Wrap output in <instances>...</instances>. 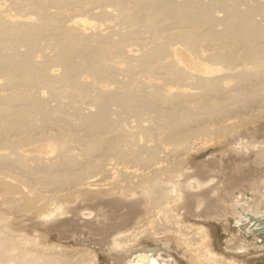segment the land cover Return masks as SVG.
Instances as JSON below:
<instances>
[{"label": "bare ground", "instance_id": "bare-ground-1", "mask_svg": "<svg viewBox=\"0 0 264 264\" xmlns=\"http://www.w3.org/2000/svg\"><path fill=\"white\" fill-rule=\"evenodd\" d=\"M48 1L55 0H14L12 2L14 3L13 6H15L18 10H15V13L12 14V17H10V13H8V17H5L2 14V10L0 8V100L2 101V104L4 102L5 105L0 107V140H3L0 141V145L3 144V146L0 147V149L2 148V151L0 150V160L4 163L7 162L9 164H14L16 167L13 166V169H19L26 174L32 175L33 177H35V179L38 178L40 183L36 187H32L30 186V184L27 185L25 183L26 181L24 182L23 180L19 179L15 174H11L8 171H5V169L4 171L0 170L1 173L3 172V174L0 176V187L4 189V195H2V197L0 198V203L3 205V207L9 210H23L27 212L32 211L33 209L38 210V208H42V210L38 213V216L44 222L45 226L43 228L46 227V230L50 232H57L60 239L72 238L78 234L83 235V233L81 232V226L87 227V241L97 243L102 247L106 245L107 248L113 253L114 260L112 264H177V262H175L170 254L172 242L171 240H173L177 246L183 248L184 251L188 253V261L191 264H244L240 260V258L242 259V257H246L249 255H262L264 253V140L262 139V141L257 139L254 130L248 128L247 123L254 121V119L257 117L260 118L264 116V107L260 108L258 106L259 108L256 107L257 111L252 113L250 112V110L255 111L252 110L253 108H249V112H246L245 109V114H249L241 115L240 111L238 113L237 105H233L235 104L234 102L236 100H238L239 103H237L240 106L247 104L248 102L245 103V100L248 97L251 98L252 96L255 97L259 95L257 97L264 98V92H262L264 91V82H262L263 84L261 85L260 82L257 81V84L259 83L260 86H256L255 84L256 87L252 88L250 92H246L245 89L242 91L233 90L232 84H236V81H238L237 79H235L236 81H234V83L230 84L232 86L231 90L229 87H227L226 84V73H229L228 75L232 76V74L234 73L233 71H238L239 73L240 71H242L240 69L237 70L238 67H236V65L234 66L235 61L239 59V57H241L242 53H244V55H246L247 53L249 55L248 58H250L249 60L252 59L254 62H256V64L259 63V66L262 65L261 63L264 64V61H256V59L264 58L262 55V58L260 57V55H256L260 54L258 52L261 50V46L258 45L259 41L260 39L264 38V25H260L254 19L255 17H257L255 16V13L259 8L257 9L256 6L251 5V3L249 2L250 0H215L218 1L216 2V5H219L226 11L225 16H222L226 18L219 19L221 20L223 29L225 30L224 31L220 27L223 30L221 32L217 30L219 28L218 25L217 29L213 28L212 30L208 31L202 30L203 26L213 24L212 21H216L218 20V18L216 17L217 15L212 13L213 11L210 10L211 7L209 6V8L205 4L200 3V0H177L176 2L175 0H133V3H128L125 0H108L109 4L111 3V6L113 5V10H115L113 13L119 15L120 18H123L121 16H124V18L126 17V19H128L129 21L130 18L138 19V15H141L142 17L145 16L146 19L142 18V20H145H143L144 23L140 18L138 19V23L137 21H135L139 25L143 24V28H145V25L148 26V28L149 26L156 27L155 29H157V27L159 26L161 28L164 26L167 27V24H172L170 21H173V23H175L176 21L180 26H182V28H174L175 30L171 31L169 30L170 32L168 33H162L161 30V32L156 31L157 34L161 33L158 34V38H155L157 34L153 35L154 32L153 34H149L151 36H155V39H159V35L162 38L167 35L168 38L171 35L173 37L174 35L179 37V41H176L177 43H180L181 47H172L174 43H170L173 44L171 46L172 50L170 49V53L167 52L169 54L166 55L167 58H165V60L161 61V59L159 58V56L161 57V55L159 53L166 51V44H164L165 51H162V49L160 48L161 46L159 47L158 45H156L157 41L154 38L151 39H154L156 41V43H154L156 46L154 44L153 45L155 47L158 46V51L161 50L162 52H158L157 48L154 49L155 47H149L150 50L149 48H145L148 50H144V48H142L144 51H139V53L132 50L133 52H130L125 56L127 57L126 60L128 61V65L125 66L129 69L133 65L137 66V68L140 67V71H144L143 69H146L150 72L152 69L154 70V68H160L158 70L161 71L162 69L163 73L161 75V78H164L166 82H171L169 80L167 81V78H170L172 76L182 79V81L180 82V79L176 81L177 83L174 82V87L169 86L162 91H157L156 88H153L151 90L148 89L151 92V95H149L153 98L155 97L157 101L153 100L151 97L150 100H153V102L159 101V103L166 105L172 103V106H168L170 109L168 108L169 110L165 111L161 109L162 106H160V104V108H158V104L156 103L157 109L155 107L153 108L155 109V111L152 110L154 111V115L150 116L149 123L146 125L137 124V131H135V129H125V131L123 130L124 128L122 129V126L121 128L119 127L120 125H122V123L119 122L121 123L120 125L118 123V127L115 131L116 138L124 140L129 144L133 143L132 146L135 147L132 148H119L118 145L114 143L115 139L113 142L112 140H107L108 144L105 145L102 143L103 138L99 137L100 134H98L97 137H92L90 140L87 139V141L86 139L79 137L78 142H80V138L82 139L81 141L84 142L80 143V146L77 147L78 150L75 151L74 147H76V145H72L71 142L69 143L67 138L74 136L78 137L75 135L76 133H74V135L72 136L73 131H62L56 125H50L51 129L49 128L50 130H47V134H42L44 133L42 132L39 133V135L37 134V138H35L37 141H46L43 146L47 148V151L44 150L43 154H41V152L27 154L23 153L24 151H22L21 149V151L18 152L16 148H14V150L11 148H13V146L17 142L19 143V141H21L20 144L24 142H22V140H24V137L26 136L24 133L29 128H31L32 124L35 122L33 119L34 117L30 115V111L40 112L42 108L41 106L43 105L41 104V102H43L46 98L42 101L40 100V102L38 100L36 101V96L35 100L32 98V96H34L31 94L32 92L34 94V91H32L33 89L31 90L32 92H29L30 90L26 91V89H28L29 87L28 85V87H23L25 88V90L22 88V86H24L25 84H29L32 87V84L34 82H31V84L29 83L30 81H35V83L36 81L37 83L38 81L44 82V84H49L50 92L53 94L54 85H56V88L59 81V84L61 83V81H64L62 82V84H66V82L68 83L69 88L66 91L70 89V93L62 90L63 93L65 92L66 94H69L67 96H71L70 94L74 91V93H78V95L80 96L82 95V92L85 91L84 89L88 87L86 86V88L83 89L84 91L80 89L85 87L84 84L86 85V83H88L85 82L86 80H84L82 77H79L80 75H77L78 72L82 71V69H87V74L89 73L88 75L91 74V76H104L103 78H101L102 80L105 79L106 82L108 78L109 80L111 79L110 81L112 82L115 80L116 70H126V68H121L120 64L118 65V63H115V61L108 60L109 57L105 56L108 52L109 46H105L103 43L105 42V40L102 42V39L104 36H106V34L108 35V33H101L102 30L100 32V28L99 30L97 29V31L93 30L95 28H98L97 25H99L95 22V20L100 21L99 19H102L105 16L106 18L109 16V18H111L112 13L109 12L110 9H108V6L107 9H103L102 7V10L100 9V11H97V13L93 8L95 6H99L97 5L99 2L94 5L93 8H91V0H80V3L77 2L79 0H63L67 2L75 1L79 6V8H76L78 6H76L77 4H75L74 2L75 6L73 7V10L71 9L72 11H66L64 7H57L58 5L53 6L54 8H52V4L50 5V2L48 3ZM63 1H61V3ZM260 1L261 0H259V2ZM105 2H103V4H105ZM262 2L263 1H261L259 5H262ZM12 3L10 4V6L12 5ZM47 3L51 6L52 9L48 8ZM239 3H242L243 5H245V7H240ZM104 8H106V6ZM91 9H93L94 11ZM3 10L5 9L3 8ZM253 14L255 16L254 18ZM60 16L61 18L59 21L58 17ZM63 16L67 17L69 22L61 24V19ZM96 16H98L99 19H97ZM67 18L64 19L67 20ZM65 20L63 21L65 22ZM118 20L122 22L121 19ZM130 22H132V20ZM125 23L128 24V22ZM137 24L135 26H137ZM183 26L186 27L183 28ZM47 29L48 31H50L47 32ZM116 29L117 28H115V30ZM131 29L134 28L131 27ZM44 30L46 33H44ZM112 31L110 32L109 30L110 33H112ZM125 32V30H122L120 32L121 36L118 35L119 32L118 34L116 32L118 36L114 37V42H112L113 38L110 37L112 39L111 43H115L118 45V43H116V38L120 37V39L123 40L124 38L122 37ZM113 33L115 34L114 31ZM98 35H101V37L103 36L102 39H98ZM126 35H128L127 32ZM196 35H204V37L207 38L205 40H208L209 44H215L216 46L218 43L217 40L222 36L226 37L225 39H227L228 41H232L233 38H238L241 39V42H244H242L243 48L240 49L241 51L237 50L239 48L235 49V46L233 48L224 49L222 47L221 49H219V46H217L219 48H217L216 46H213L212 48H203L202 44H193L192 40H194L193 38H197ZM40 37H44V40H46L48 44L53 43V47H56H54L56 49L54 53L51 54L55 59V64L62 67V70L58 71V73L50 70V68L48 69V66L46 67L45 61L47 60H45L44 56L42 57L44 59L41 58L42 62L44 60L43 63H41V61L37 62L35 60L38 64H34L35 67L33 66L34 68H32L33 72H29L32 71L30 69L31 67L27 66H30V64H24V62H28L24 58H28L34 49L40 47V45H38V40ZM108 37L107 39H104L108 40ZM58 38H60L62 41H59L60 39ZM110 38L109 40H111ZM165 39L166 37L162 40ZM173 39L177 38H172V40ZM201 39H195L196 42L194 41V43H197L198 40L201 42ZM141 41L138 42L140 43ZM119 42L120 44L118 47L120 48L118 49V51L120 52V50H122L121 48L123 47V43L121 44V41ZM105 43L107 44L108 42ZM131 43L133 42L131 41ZM163 43H165V41H162V44ZM208 43L206 44V46L208 45ZM19 45H22L24 47L23 51L21 50L22 53H17L19 51L16 52L15 50H18ZM110 45L111 47L114 46L112 44ZM120 45H122V47ZM136 45L138 46V44ZM229 46L231 45L229 44ZM118 47H115V49ZM168 47L166 46L167 49ZM1 49H11L13 51L15 50L16 53L14 52V55L18 54V57L16 55L13 56V53L11 55L5 54L7 51L5 50L6 52L4 53L2 52L3 50L1 51ZM95 52L99 53L98 55L101 54L103 57H100L101 55L98 57ZM109 53L108 56H110ZM165 53H163V55H165ZM178 53L181 54L179 55ZM19 54H21L22 57ZM77 54L82 55V61H74V56ZM156 54L159 58V62H155L156 64H152L153 62L148 63L147 58L151 59V57L153 58L154 56V58L156 59ZM244 55L242 54V56ZM104 56L108 59H105ZM48 58L50 59L51 56ZM140 58L145 59L139 60ZM136 60L138 61L137 63H135ZM132 61H134L135 64ZM245 62H243V66H248V64L250 65L249 61L248 64ZM26 67H28L27 69L29 70H27ZM133 67L132 69H134ZM250 67H248L249 69L245 67L247 70H249L248 73H246L245 69L242 67L244 69L243 72L246 74L250 73V75L252 74L256 77V67L254 68L255 70H252L254 66L251 67V70ZM260 69L262 70V68ZM85 70H83L82 73ZM135 72V74L138 73L136 69ZM239 75L237 76L238 78L240 77ZM91 76H89V78ZM132 76L135 78L136 75L134 76L133 74ZM187 76L192 79V81H190L191 84L188 81V83H185V79L187 78ZM244 76L242 75L241 77ZM130 77L127 75L128 79H126V81H128ZM86 79L87 81H89L88 78ZM93 79H91V81ZM130 79L132 80V78ZM241 79H239V81H243ZM56 81L58 82L56 83ZM91 81H89V86L92 85L90 86L91 88L94 86L97 87V89H100L98 85H94L95 83H98L97 81H93L95 82L94 84H91ZM144 83L146 85V82ZM76 84H82L79 85V92L80 90L82 91L80 92V94L79 92L73 90L75 87L71 86H75ZM122 85H125V83ZM122 85L120 86L123 87ZM120 86H118V88H120ZM133 86L134 85H132V88L130 86L128 87L133 90L135 89L133 88ZM154 86L156 87V84ZM46 87L45 88L48 89L47 91L49 92L48 85ZM61 87L63 89L64 85ZM94 87L92 89H94ZM118 88L116 89L118 90ZM123 88H125V86ZM104 90H107V88ZM132 90L127 89V91H124L127 93L121 91V94L119 92L118 96H115L116 98L118 97V100L115 98L117 103L120 101L122 103H126L127 100L131 102V100H129L130 96H127L133 95V93L130 92L128 94V91ZM38 91H40V89ZM57 91L58 90H56V92ZM217 91L223 92L222 96L220 95L221 93L218 94V96H220V100L217 99V94L215 95L212 93H218ZM99 92L101 93L103 92V90L101 91L100 89ZM103 93H106V91ZM145 93L147 92L145 91ZM122 94H127V96ZM72 95L75 96L73 93ZM108 95H110V93ZM57 96L58 95H56V98H58ZM133 96H137V94ZM81 97L83 98V96ZM141 97H139V99ZM136 98H138V96ZM136 98L134 100L132 98L134 104L135 100H139ZM95 99L98 100V97L91 99V104L97 105V102L96 104L92 102L93 100L96 101ZM226 99H228L227 101H229V103L230 101L232 102L230 103L232 104L231 106L229 105V103V106L221 104V100L225 101ZM227 101L223 103L226 104ZM262 101H264V99H262ZM106 102L109 101L107 100ZM62 104L64 105V103ZM130 104H128L127 102V105L130 106ZM146 104H148L149 107V104L151 103ZM105 105L106 104H104V106ZM131 105H133V103ZM145 105L143 107H145ZM151 105L150 107H153ZM49 106H47V108ZM99 106H102V104H99ZM114 106L116 105L114 104ZM68 108H70V106ZM98 108H96V110ZM100 108L102 109V107ZM104 108L102 109L103 111L101 110L103 113H95L93 111H86L88 112L86 113L83 110L86 114L83 121L86 124H83H85L86 126L88 125L89 129L91 128L92 130H95V128L97 127H101L105 133L106 131L110 130L105 116L106 114L103 115L104 113H106V110L104 111ZM127 108L124 107V109ZM244 108H246V106ZM43 109L45 110V106L43 107ZM235 109L237 110V113L235 112ZM56 110L61 109L56 108ZM56 110L49 111L50 113L56 112V114H58ZM135 110L138 111L139 109L136 108ZM74 111L77 110L74 109ZM119 111H116L114 114L116 115V113H119ZM142 111L144 110L142 109ZM148 111L149 114H151V110L149 109ZM148 111L146 112L147 114ZM244 111L241 110L242 113ZM44 112L45 111L42 112L43 115H46L47 111L46 114H44ZM109 112L112 113V111ZM137 113L139 115V112ZM142 113L144 114V112H141V115ZM66 114L68 113H65L64 115ZM35 115L36 114H34L33 116ZM50 115L47 114L46 117L49 116L50 118ZM125 115L126 114H124V116ZM233 115L234 117L235 115L238 116H236L237 118H233ZM39 116L42 115H40L39 113ZM74 116L75 115H73L72 117ZM132 116L134 115L132 114ZM147 116L149 117V115ZM38 117H36L35 119H37ZM40 118H43L44 120L42 121H45V123L47 122L48 118H45L43 116ZM40 118H38V120ZM42 121H40L39 123H41ZM56 121H58V119ZM118 121H116V123ZM71 122L72 121H70V123ZM114 122L115 121H113L112 123ZM156 129L162 131L160 133H162L163 135L161 134L162 136L160 135V138L163 137L164 140H167V144H165V146H162V149L158 150L156 147L157 145L153 146V144L144 146L143 143V146L141 147L138 146L140 143L136 145L137 143L135 140V135H137V132H140L145 137L150 136V139L152 138L153 141V133ZM12 130L14 132L17 131V133H15L17 134L15 138H9L7 135V133ZM151 135L153 137H151ZM160 138L158 140H160ZM26 139H28L27 136ZM163 139L161 140L162 142L164 141ZM102 144L104 145V147ZM214 144H219L222 146L218 154H214L212 156L210 155V157L200 161V163L191 170L183 171V167L179 166L182 163L181 161H183L184 158L190 153L198 150L201 147H207ZM3 148L9 149L3 151ZM102 148L106 150L107 154L110 156L113 155L114 157L119 156L121 158H125L126 160H129V162L138 163L137 165L139 166L134 167L136 163L128 166L125 165L124 168L117 165L108 166V164L111 163L108 161L110 158L108 159L103 157V155L101 154ZM142 149L143 153L145 152L143 155L141 154ZM161 151L162 155L160 154ZM48 152L49 155L50 153H54V160L49 158V155L47 154ZM44 153L47 155H45ZM92 154H96V156H93L94 158L90 159L89 156ZM79 155H81V157L83 158L89 157L88 159L91 161L86 158L88 161L85 159V163L82 164L84 159L79 157ZM43 156L46 158L45 160L42 159L44 158ZM27 157H31V159H34L35 162L30 163L25 161V159H28ZM51 158H53L52 155ZM117 158L118 157H116V159ZM162 161L166 163L163 164ZM141 167H143V169H140ZM144 169H146V171H144ZM147 172L151 173L145 175ZM97 173H99V175L101 173L100 177L103 175L109 176L110 178L108 177L109 179H101L102 177H94ZM114 173H117V176L116 174L114 175ZM110 179H116L117 182L125 181L126 183L118 184V186L113 187L112 190L108 191V193L105 195L102 193H94L95 199L93 201H83V199L80 198L82 195L88 193L89 191L94 192L93 190L102 188L101 186H104V184L107 185V183L111 181ZM242 180L246 181L245 187H243V183H240ZM17 193L19 194L17 195ZM104 207H106V209H104ZM174 207L182 208L183 210L181 213H188L193 217L199 219L201 222L195 224L191 222H184L182 220V217L180 216L181 213L178 214L175 211H172ZM106 210L111 212L110 214L113 216V218H116L111 223V226L102 225L101 223L102 216L107 215L104 212ZM215 223L220 224L222 229L227 232V235L223 238L221 243L222 251H216L214 249L212 245V233L210 231V228H208V226L206 225H215ZM85 227L84 229L86 230ZM16 231V229H13L8 217H6L5 215H0V264H97V255L91 248H78L77 250L70 252L71 250L69 251L67 247L65 248L64 245V247H62L57 242H39L37 240L38 238H34L35 236L30 237L22 231ZM93 231L95 234H102V236L98 239H93V234L91 235ZM147 235H150L152 239H154L156 245L152 248L137 246L140 244V238ZM106 237H109V240H106ZM91 239L95 241H92ZM137 254H143L144 257L137 256Z\"/></svg>", "mask_w": 264, "mask_h": 264}, {"label": "rangeland", "instance_id": "rangeland-1", "mask_svg": "<svg viewBox=\"0 0 264 264\" xmlns=\"http://www.w3.org/2000/svg\"><path fill=\"white\" fill-rule=\"evenodd\" d=\"M10 1H11V3L14 1V0H0V8H1V10H2V14L5 16V17H8L9 15H10V17H12L13 15V13H15V10H18L15 6H13L14 5V3H12V5L11 6H13V7H11L10 6ZM56 1V2H55ZM55 1H48V3L52 6V8H54L53 6H57V7H60L61 6V8H63L64 7V9H66V11H72L73 10V7L75 6L74 5V2L75 1H73V2H67V1H63V0H55ZM61 1H63L62 3H61ZM82 1V0H81ZM80 0L79 1H77L78 3H80L81 2ZM92 2L94 1V0H91ZM100 1H102V2H100ZM106 1V2H105ZM105 1H103V0H96V1H94L93 2V5H92V2H91V8H93L94 7V5H96L98 2L100 3H98L97 5H99V6H95L93 9H95V11L97 12V11H100V9L102 10V7H103V9H107V6H108V9H110V13H112V15H111V18H109V17H107L106 18V16L104 17V18H100L99 19V17L98 16H96L97 17V19H99L100 21H97V20H95V22L96 23H98L99 25H97V27L98 28H95V29H93V30H95V31H97V29L99 30V28H100V32H101V30H102V32L101 33H103V32H106V33H108V35L106 34V36H102L103 37V39H102V37H101V35H98V39L99 38H101L102 39V42L105 40V42H108L107 44L105 43V42H103L104 43V45L105 46H109L108 47V52L106 53V57H109V59L108 58H105V56H104V58L105 59H108V60H113V61H115V63H118V65L120 64L121 65V68L123 67V68H126V70L125 69H118V71L116 70L115 71V80L112 82V81H110L109 80V78H108V80H107V82H106V80L105 79H103L102 80V78L104 77V76H100V75H92V76H94V77H92L91 76V74L90 75H88L87 74V69L85 70V69H82V71L83 70H85L83 73H82V71H80V72H78V76L79 77H82L84 80H86L85 82H88V83H86V85L84 84V86L85 87H83V88H80V86L79 85H82V84H76L75 86H73V85H71L72 87H75L73 90H75V91H77V92H79V88L81 89V90H83L84 88H86V86H88L89 87V89H88V87L86 88V89H84L83 91L84 92H82L81 90H80V92H82V95H78V93H74V91L72 92L75 96H73L72 95V93L70 94L71 96H72V98H71V96H67V95H69V94H66L65 92H67V93H70V89L68 90V91H66L68 88H69V85H68V83L66 82V84L68 85V87H67V85L65 84V83H63L62 84V82H64V81H61V83L59 84V82L58 81H56V83H57V87L55 88V86L56 85H54V88H53V94L50 92V87H49V84H47V83H45L44 84V82H39L38 81V83H37V81H36V83H35V81H28L29 83H31V82H34L33 84H32V87H31V85H29V84H22V85H24V86H22V88L23 87H28V89H26V91L28 90H30L29 92H32V91H34V94H33V92L31 93L32 95H34V96H32V98L35 100L36 98V101L38 100L39 102H40V100L42 101V100H44L45 98V103H44V101L43 102H41V104H43L40 108H41V111L40 112H35V111H30L31 112V116L32 117H34L33 119H34V123L32 124V126H31V128H29L24 134L28 137V139H26V136L24 137V140H22V142L23 143H21L20 144V142L21 141H19V145L17 146L16 144L13 146V148H11V149H13L14 150V148H16L17 150H18V152L19 151H24L23 153H27V154H34V153H40L41 152V154H43V151L44 150H46L47 151V148L46 147H44L43 145L45 144V142L46 141H37L35 138H37V134L39 135V133H42V132H44V133H42V134H47L48 133V131L51 129V126H54V125H56L58 128H60V130H64V131H66L67 130V132L68 131H73V134H72V136L74 135V133H76L75 135L76 136H78V137H68L67 138V140H68V142L70 143L71 142V144L72 145H76V147H74V150L76 151V150H78V148L77 147H79L80 146V143H82V142H84V141H81L82 139L81 138H83V139H86V141H87V139H91L92 137H97L98 136V134H100L99 135V137H102L103 138V141H102V143L103 144H108V141L110 140H112V142L114 141V139H115V141H114V143L116 144V145H118V147L119 148H132V147H135V146H132L133 145V143L131 144H129V143H127L126 141H124V140H120V139H118V138H116V133H115V131H116V128L118 127V123L119 122H121L122 123V125H120L121 123H119V127L121 128V126H122V129L123 130H127V129H132V130H134L135 129V131H137V129H138V127L136 126L137 124H144V125H146V124H148L149 123V119H150V116H152V115H154V111H155V109H153L154 107L156 108L157 106H158V108H160V106H162L161 107V109L162 110H165V111H168L170 108L169 107H171L172 106V103H169V104H161V103H159V101L158 102H153V100H156L155 99V97L153 98L152 96H150L151 95V92L148 90V89H153V88H156L157 89V91H162V90H164V89H166L167 87H169V86H173L174 87V85H175V83H177L176 81H178L179 79V82L180 81H182V79L181 78H176L175 76H172L173 77V80H172V77H170V78H167V81L169 80V81H171V82H166V80L164 79V78H161V75L163 74L162 73V69H161V71L160 70H158V69H160V68H154V70L152 69L150 72L149 71H147L146 69H143L144 71H140V67H138L137 68V66H135V65H133L132 67L134 68V69H132V67H130V69L129 68H127L125 65H128V61L126 60L127 59V57H125L126 55H128V53H130V52H133V51H136V52H138L139 53V51H144V50H148V49H145V48H151V47H155L156 45H158L161 49H162V51L164 50V44H166L165 45V52L167 53V52H171V46L173 45V44H170V43H174V45L172 46V47H174V46H180V43L178 42L177 43V41L176 40H178L179 41V37L178 36H175L174 35V37L171 35L169 38H168V35L167 36H164L163 38H165L166 37V39L165 40H162L163 38L162 37H160V35H159V39H155V38H158V34H161V33H158L157 34V32L156 31H158V32H161L162 31V33H164V32H166V33H168V32H170L171 30H175V29H177V28H182V26H180L179 25V23H177L176 21H175V23H176V26H175V23H173V21H170L169 23L171 24V25H169V24H167V27L166 26H164V27H157V29H155L156 27H153V26H149V28H150V31H149V28H148V26H146L145 25V28H143L144 27V25L143 24H137L138 22H139V18L141 19V21L143 22V20L144 19H146V17L145 16H141V15H138L139 16V18L137 19H131L130 18V20L128 21V19H126V17L124 18V16H121V17H123V18H120L119 17V15H116V14H114L113 12L115 11V10H113V5L111 6V3L109 4V1L108 0H105ZM108 1V2H107ZM125 1H127L128 3H133L134 1H136V0H125ZM137 1H139V0H137ZM172 1H174V0H172ZM177 0H175V2H176ZM178 1H181V0H178ZM198 1V0H197ZM204 1V2H203ZM211 0H202V2H201V0L199 1L200 3H202V4H205L206 6H210L209 8H210V10H212V11H210V12H212V13H214V14H216L217 16V18H218V20L219 19H224V18H226V17H222L223 15L225 16V13H226V11H225V9H223L222 7H220L219 5H216V2H218V1H215V0H212L211 2H210ZM230 1V0H229ZM228 1V2H229ZM252 1V2H251ZM261 1H263L264 2V0H261ZM261 1L259 2V0H250L249 2L251 3V5H254V6H256L257 7V9L259 8H261L260 9V11H259V9H258V11H256V13H255V16H257V17H255L254 16V14H253V18L256 20V22H258L260 25H264V12H263V10H264V3L262 2V5L260 4L259 5V3H261ZM52 2V3H51ZM54 2V3H53ZM77 2H75V4H77ZM103 2H105V4H103ZM213 2H214V4H213ZM47 3V6H48V8H50V9H52L51 8V6L49 5ZM108 3V4H107ZM73 4V5H72ZM213 4V5H212ZM110 5V6H109ZM50 6V7H49ZM71 7V8H69V7ZM76 6H78V4L76 5ZM101 6V7H100ZM106 6V8H104ZM239 6L240 7H245V5H243L242 3H239ZM263 6V7H262ZM5 9V10H3V8ZM67 7V8H66ZM99 7V8H98ZM207 7V8H208ZM212 7H213V9H212ZM215 7V8H214ZM14 8H16V9H14ZM69 8V9H68ZM76 8H79V6L78 7H76ZM68 9V10H67ZM72 9V10H71ZM93 9H91V10H93ZM97 9V10H96ZM217 9V10H216ZM215 10V11H214ZM262 10V11H261ZM94 11V10H93ZM254 11V12H255ZM8 13H10L9 15H8ZM98 13V12H97ZM222 13V14H221ZM87 14H89V13H87ZM116 15V16H115ZM218 15H219V17H218ZM226 16H227V14H226ZM100 17H103V16H100ZM59 19V21H60V18H61V16L60 17H58ZM67 18V17H62V19H61V24L62 23H67V22H69V20H68V18H67V20H65V19ZM113 18V19H112ZM142 18H144L143 20H142ZM256 18H260V19H256ZM118 19H121V21L123 22H120V20H118ZM124 19V20H123ZM126 19V20H125ZM56 20H57V17H56ZM63 20H65V22L63 21ZM102 20V21H101ZM110 20V21H109ZM115 21V23H114V21ZM118 20V21H117ZM132 20V22H130ZM213 20L212 22H213V24H208V25H206V26H203V29L202 30H204V31H208V30H212L213 28L215 29H217L218 28V26H219V28L217 29V30H219V31H223L224 29H223V24L221 23V20ZM261 22H260V21ZM63 21V22H62ZM112 21V22H111ZM135 21H137V23L135 22ZM145 21V20H144ZM103 24H102V23ZM106 22H108V23H106ZM109 22H111V23H109ZM118 22H119V24H118ZM125 22H128V24L127 23H125ZM220 22V23H219ZM112 23H113V25H112ZM131 23V24H130ZM133 23V24H132ZM141 23V22H140ZM144 23V22H143ZM210 23V22H209ZM217 23V24H216ZM111 26H110V25ZM137 24V26H135ZM123 25V26H122ZM127 25V26H126ZM130 25V26H129ZM173 25V26H172ZM213 25H215V26H213ZM218 25V26H217ZM106 26V27H105ZM113 26V27H112ZM116 26H118V27H116ZM120 26V27H119ZM125 26V27H124ZM136 28H135V27ZM210 26H212V27H210ZM105 27V28H104ZM110 27V28H109ZM131 27L132 28H134V29H131ZM140 27H141V29H140ZM147 27V28H146ZM153 27V28H152ZM172 27V28H171ZM186 27V26H185ZM184 26H183V28H185ZM223 29H221V28ZM112 28H113V31L115 32V34L113 33V31H112ZM115 28H117L116 30H115ZM171 28V29H170ZM175 28V29H174ZM107 29V30H106ZM119 29V30H118ZM127 29V30H126ZM144 29V30H143ZM207 29V30H206ZM221 29V30H220ZM109 30H110V32L112 31V33H110L109 32ZM118 30V31H117ZM122 30H125L126 32H127V34L128 35H126V32L123 34V37L122 38H124L123 40H124V42H123V40L122 39H120V37H118V38H116V43H118V45L117 44H115V43H111V41H112V39L110 38V37H112L113 38V41L112 42H114L115 40H114V37H117L118 35L119 36H121L120 35V32L122 31ZM147 30V31H146ZM161 30V31H160ZM170 30V31H169ZM47 32H49L48 31V29L46 30ZM90 31V30H89ZM143 31V32H142ZM225 31V30H224ZM116 32H117V34H118V32H119V34L117 35L116 34ZM153 32H154V34H153ZM44 33H46L45 32V30H44ZM43 33V34H44ZM110 33V34H109ZM135 33V34H134ZM148 33V34H147ZM153 34V35H156V37L155 36H151V35H149V34ZM116 35V36H115ZM132 35V36H131ZM140 35V36H139ZM143 35V36H142ZM145 35V36H144ZM42 36V35H41ZM109 36V37H108ZM136 36V37H135ZM197 36V35H196ZM195 36V37H196ZM107 37H108V40H106L107 39ZM125 37H126V39H125ZM128 37V38H127ZM155 37V38H154ZM200 37V38H199ZM202 37H204V35H198L197 36V38L198 39H201ZM222 37H223V39H222ZM222 37H220L221 38V40H220V38L217 40L218 41V43H220V44H218L217 43V46H219V47H217L215 44H209L208 42V40H205V39H207L206 37H204V38H202L201 39V42L198 40L197 41V43H194V41L196 42V40L195 39H197V38H193L194 40H192V42H193V44H196V45H199V44H202V47L203 48H212L213 46L215 47H217V48H219V49H221V47L224 49V48H233L234 46V48L235 49H237V48H239V49H237L238 51L240 50V49H242L243 47V43L241 42V39H238V38H233L232 39V41L230 40V41H228L227 39H225L226 37H224V36H222ZM104 38H106V39H104ZM109 38L111 39V40H109ZM133 38V39H132ZM139 38V39H138ZM151 38H154L156 41H157V43H156V41L154 40V39H151ZM161 38V39H160ZM172 38H177V39H173L172 40ZM45 38L44 37H40L39 38V40H38V45H40V47H37L36 49H34V50H36V51H32V53L30 54V56L28 57V58H24L26 61H28V62H24V64L25 63H27V64H30V66L29 65H27V64H25V65H27L28 67H31L30 69L32 70V71H29V72H33V69L32 68H34L35 67V65L34 64H36L38 61L40 62L41 61V63H43L44 62V60H43V62H42V59H44L45 58V60H47V61H45V63H46V67L48 66V69L50 68V70H53L55 73H58V71H61L62 69V67H60L59 65H56L55 63V59H54V57L52 56V54L54 53V51L56 50L54 47H53V43L51 44V43H47L46 42V40H44ZM58 39H60V38H58ZM64 39V38H63ZM100 39V40H101ZM118 39V40H117ZM149 39H151V40H149ZM168 39H170V40H168ZM127 40H128V42H127ZM134 40V41H133ZM137 40V41H136ZM143 42H142V41ZM155 42H154V41ZM161 40V41H160ZM220 40V41H219ZM222 40H224V41H222ZM234 40V41H233ZM264 38L263 39H260V41H259V46H261L260 47V51L258 52V53H260V54H256L257 56H259L260 55V57L262 58V56L264 57ZM59 41H62L61 39L59 40ZM64 41V40H63ZM109 41H110V43H109ZM119 41H121V44L123 43V47H122V45H120L122 48V50H120V52L118 51V49L120 48V47H118L119 46V44H120V42ZM131 41L133 42V43H131ZM138 41H141L140 43L138 42ZM162 41L164 42L165 41V43H163L162 44ZM166 41H167V43H166ZM169 41V42H168ZM100 42V41H99ZM135 42V43H134ZM153 42V43H152ZM200 42V43H199ZM204 42H206V43H204ZM231 45V46H229V44ZM231 42V43H230ZM234 42H235V44L237 45H235L234 44ZM261 42H262V45H261ZM127 43V44H126ZM129 43H130V45H129ZM152 43V44H151ZM154 43H156V45L154 44ZM208 43V45L206 46V44ZM223 43V44H222ZM224 43H226V44H224ZM110 44H112V45H114L115 47H118V48H116L115 49V47L114 46H112L111 47V45ZM136 44H138V46L136 45ZM142 44V45H141ZM146 44V45H145ZM147 44H149V45H147ZM155 46H154V45ZM160 44V45H159ZM163 46H162V45ZM179 44V45H178ZM233 44V45H232ZM238 44H240V45H238ZM52 45V46H51ZM153 45V46H152ZM223 45H224V47H223ZM20 46V45H19ZM19 46H18V50L17 49H15L16 50V52L17 51H19V52H17V53H20L21 52V50L23 51V46L21 45L20 46V48H19ZM47 46H49V47H47ZM143 46V47H142ZM157 46V47H158ZM166 46L168 47V49L166 48ZM204 46H206V47H204ZM211 46V47H210ZM43 47V48H42ZM52 48V51H51V48ZM134 49H133V48ZM157 47H155L154 49H156ZM163 47V48H162ZM181 47V46H180ZM17 48V47H16ZM40 48H42V49H40ZM110 48V49H109ZM113 48V49H112ZM142 48H144V50L142 49ZM150 48H149V50H150ZM152 48V49H153ZM159 48V49H160ZM50 49V50H49ZM112 49V50H111ZM171 49V50H170ZM262 49H263V51H262ZM3 49H1V51H2ZM7 52H6V51ZM5 50H3L2 52H6L5 54H9V55H11L12 53V55L13 56H17L18 57V54H15L14 55V52H15V50L13 51V50H9V49H5ZM125 50V51H124ZM133 50V51H132ZM208 50H211V49H208ZM48 51H49V54H50V56H51V58L49 59L48 57H50L49 56V54H48ZM115 53H114V52ZM117 51H118V54H117ZM156 51V50H155ZM157 51H158V48H157ZM156 51V52H157ZM159 51H161V50H159ZM158 51V52H159ZM161 51V52H162ZM241 51V50H240ZM10 52V53H9ZM15 52V53H16ZM40 52H42V53H40ZM110 52V53H109ZM165 52H162V53H159L160 55H161V57L159 56V58L161 59V61H163V60H165V58H167V56L166 55H168L169 53H165ZM22 53V52H21ZM52 53V54H51ZM96 53V55L99 57L100 55H98L99 53H97V52H95ZM108 53H109V55L111 56H108ZM114 55H113V54ZM127 53V54H126ZM163 53H165V55H163ZM39 54H40V56H39ZM45 54V55H44ZM158 54V53H157ZM157 54L155 55L156 57H157ZM158 54V55H159ZM179 55L181 54V53H178ZM243 55H244V53H242ZM242 54H241V57H239V59H237L238 61H239V63H238V61L236 60L235 61V64H234V66L236 65V67H238V69L237 70H242V71H240V73L238 72V71H233L234 73L232 74V76H229L228 74L229 73H226L227 74V76H226V84H227V87H229L230 88V90L232 89V86H233V90H235V91H242V90H244L245 89V91L246 92H250L251 91V89L252 88H254V87H256V86H260V84L262 85L263 83L262 82H264V73H263V63H261L262 65H260V66H262V67H260L259 66V63H257L256 64V62H254L252 59L251 60H249L250 58H248L249 57V55L246 53V55H244V56H242ZM19 55H21V54H19ZM80 54H77V55H75L74 56V61H82L81 59H83V57H82V55H80ZM121 55V56H120ZM262 55V56H261ZM44 56V58H42ZM21 57H22V55H21ZM21 57H19V58H21ZM82 57V58H81ZM100 57H103L102 55L100 56ZM113 57H114V59H113ZM244 57H246V58H244ZM35 58V59H34ZM42 58V59H41ZM47 58V59H46ZM78 58H79V60H78ZM159 58L157 57L156 59L154 58V56H153V58L151 57V59H149V58H147V61H148V63H151V62H153L152 64H156L157 63V61L159 62ZM34 59V60H33ZM48 59H49V61H48ZM125 59V60H124ZM141 59H145V58H140L139 60H141ZM24 60V61H25ZM34 62H33V61ZM37 62H36V61ZM150 61V62H149ZM241 61H242V63H241ZM246 61V62H245ZM250 62V65H251V67H253V69L250 67V65L248 64L249 62ZM256 61H264V58H262V59H256ZM133 63H134V61H132ZM138 61L136 60L135 61V63H137ZM156 62V63H155ZM243 62H245V63H247L248 64V66L247 65H245V66H243L242 64H243ZM47 63H48V65H47ZM134 63V64H135ZM253 63V64H252ZM38 64V63H37ZM52 64V65H51ZM130 64V63H129ZM239 64H241V65H239ZM34 66V67H33ZM56 66V67H55ZM59 66V67H58ZM125 66V67H124ZM245 69V72L246 73H248V71L249 70H247V69H249L248 67H250V70L252 69V70H255L254 68L256 67V73H257V75H256V77L255 76H253L252 74L250 75V73L249 74H246V73H244L243 71H244V69L242 68V67ZM28 67H26V69L28 68ZM136 67V68H135ZM247 69H246V68ZM259 68V69H258ZM260 68H262V70L260 69ZM135 69H136V71L138 72L137 74H135L136 72H135ZM156 69H157V71H156ZM27 70H29V69H27ZM130 70V71H129ZM141 70H142V68H141ZM258 70H259V72H258ZM262 72H261V71ZM123 71V72H122ZM129 71V72H128ZM140 71V72H139ZM118 72V73H117ZM131 72V73H130ZM142 72V73H141ZM157 72V73H156ZM81 73V74H80ZM122 73V74H121ZM125 73V74H124ZM127 73V74H126ZM130 73V74H129ZM142 75H141V74ZM150 75H149V74ZM160 77H158L156 74ZM237 73V74H236ZM240 75H239V74ZM263 74V75H261V74ZM134 74V76H135V78L132 76ZM144 74V75H143ZM152 74V75H151ZM234 74H235V76H234ZM246 74V75H245ZM123 75H125V76H123ZM127 75L130 77V78H132V80L129 78V80L128 81H126V79H128L127 78ZM146 75V76H145ZM154 75H155V77H154ZM230 75H231V73H230ZM240 76L239 78L237 77V76ZM244 76V77H241V76ZM249 75V76H248ZM89 76H91L90 78H89ZM100 76V77H99ZM122 76H123V78H122ZM139 78H138V77ZM143 76V77H142ZM144 76H145V78H144ZM251 76V77H250ZM259 76V77H258ZM102 77V78H101ZM106 77V76H105ZM250 77V78H249ZM253 77V78H252ZM86 78H88V80L89 81H91V79H93L92 81H91V84H94L95 82H93V81H97L98 83H95L94 85H98V87H100V89H101V91L103 90V92H105L106 91V93H103V92H99L100 91V89H97V87H94V89H92L90 86H92V85H90L89 86V81H87V79ZM98 78V79H97ZM101 80H100V79ZM135 80H134V79ZM141 78V79H140ZM187 78H188V80H187ZM187 78L185 79V83L188 81L190 84H191V82L190 81H192V79L191 78H189L188 76H187ZM242 78V79H241ZM244 78V79H243ZM107 79V78H106ZM119 79H121V80H119ZM125 79V80H124ZM165 81H164V80ZM235 79H237L238 81H239V79H241V80H243V81H236ZM246 79V80H245ZM99 80V81H98ZM120 82H119V81ZM162 81V82H161ZM234 81H236V84L234 83ZM257 81H259L260 82V84L258 83L257 84ZM27 82V83H28ZM116 82V83H115ZM125 83V85H122V84H124ZM129 84H128V83ZM137 83V84H135V83ZM142 84H141V83ZM144 82H146V85H145V83ZM165 82V83H164ZM175 82V83H174ZM184 82V81H183ZM187 82V83H188ZM26 83V82H25ZM43 83V84H42ZM114 83V84H113ZM134 83V84H133ZM231 83H234V85L232 84V86L230 85ZM254 83V84H253ZM35 84V85H34ZM42 85V86H40V85ZM54 84V83H53ZM62 84V85H61ZM127 84V85H126ZM156 84V87L154 86ZM240 86H239V85ZM242 84V85H241ZM255 84H256V86H255ZM28 85V86H27ZM44 85H45V87L48 85V88H49V92L47 91L48 89H46L45 87H44ZM64 85V88L62 89V87L61 86H63ZM65 85H66V87H65ZM117 85V86H116ZM120 85H122L123 87L125 86V88H123V87H121ZM132 85H134V86H136V87H134L133 86V88H135V89H131L132 88ZM139 85H140V87H139ZM157 85H158V87H157ZM162 85V86H161ZM235 85H237V86H235ZM58 86H60V87H58ZM70 86V87H71ZM113 86H114V88H113ZM118 86H120V88H118ZM128 86H130V87H128ZM145 86V87H144ZM153 86V87H152ZM160 86V87H159ZM242 86V87H241ZM34 87V88H33ZM77 87H78V90H77ZM142 87V88H141ZM152 87V88H151ZM245 87V88H244ZM59 88V89H58ZM102 88H104V89H106L107 88V90H104V89H102ZM112 88V89H111ZM116 88H118V90L116 89ZM129 89V90H132V91H128V94H129V92L130 93H133V95H136L137 94V96H138V98H136L137 96H131V95H128L127 96V94H122V95H125V96H127V97H129V100H131V102L130 101H126V103H122L120 100V102H118L117 103V101L115 100V96H118V93L120 92V94L122 93V92H124V91H127V89ZM140 88V89H139ZM234 88H237V89H234ZM24 90H25V88H23ZM33 89V90H32ZM40 89V91H38ZM71 89V90H72ZM91 89V90H90ZM95 89H96V91H95ZM115 89V90H114ZM139 89V90H138ZM32 90V91H31ZM47 92H46V91ZM56 90H58L57 92H59V93H57L56 92ZM60 90H61V92H60ZM62 90H65V92L63 93L62 92ZM97 90H99V91H97ZM110 92H109V91ZM113 90V91H112ZM135 90V91H134ZM144 90V91H143ZM148 90V91H147ZM155 90V89H154ZM232 90V91H233ZM88 91H89V93H88ZM95 91V92H94ZM114 91H116V92H114ZM122 91V92H121ZM145 91L147 92V93H145ZM245 91H243V92H245ZM80 92H79V94H80ZM87 92V93H86ZM99 92V93H98ZM139 92V93H138ZM218 93H214V92H212L213 94H217L216 96H217V99H219L220 100V96H218V94L219 93H221L220 95L222 96L223 95V92L221 91V92H219V91H217ZM262 92H264V91H262ZM95 93V94H94ZM110 93V95H108ZM124 93H127V92H124ZM136 93V94H135ZM142 93V94H141ZM37 94V95H36ZM61 94V95H60ZM99 94V95H98ZM102 94V95H101ZM114 94V95H113ZM116 94V95H115ZM119 94V95H120ZM150 94V95H149ZM225 94V93H224ZM43 95V96H42ZM47 95V96H46ZM55 95V96H54ZM56 95H58L57 97L58 98H56ZM88 95V96H87ZM89 95H90V97H89ZM93 95H94V98H97L98 97V100L97 99H95L96 101H92L93 103H95L96 104V102H97V105H93V104H91V99H94L93 98ZM95 95H97V96H95ZM105 95H106V97H107V99H106V97H105ZM108 95V96H107ZM145 95V96H144ZM35 96H36V98H35ZM51 96V97H50ZM54 96V97H53ZM65 96V97H64ZM81 96H83V98L81 97ZM102 96H103V98H102ZM113 96V97H112ZM142 96V97H141ZM257 96H259V95H257ZM257 96H255V97H248L246 100H245V103H247V104H244V105H239L238 103V100H236L233 104V106H236L237 105V110H238V113H239V111H240V114L241 115H246V114H249V113H246L245 114V111L246 112H249L248 111V109L249 108H253L252 110H255V111H251L250 109V112L252 113V112H256L257 110V108H263L264 107V101H262V99H264L263 97H257ZM260 96H262V95H260ZM39 97V98H38ZM44 97V98H43ZM62 97V98H61ZM67 97V98H66ZM92 97V98H91ZM110 97V98H109ZM136 99H139V97H141V98H143V99H139V100H135V104H134V99L135 98ZM153 99V100H150L151 98ZM43 98V99H42ZM48 98V99H47ZM61 98V99H60ZM69 98V99H68ZM78 98V99H77ZM102 98V99H101ZM109 98V99H108ZM132 98H133V100H132ZM148 98V99H147ZM261 99V101H260V99ZM54 99H56V100H54ZM67 99V100H66ZM70 99H73V100H70ZM76 99V100H75ZM103 99H104V101H103ZM117 100H118V97L116 98ZM147 99V100H146ZM258 99V100H257ZM47 100H48V102H47ZM60 100V101H59ZM69 100V101H68ZM82 100H83V102H82ZM88 100H90V101H88ZM100 100H102V101H100ZM109 101V102H106V101ZM112 100V101H111ZM228 99H226L225 101L224 100H221V104H223V105H225V106H227L228 105V103H229V101H227ZM52 102V103H50V102ZM57 103H56V102ZM58 101H59V103H58ZM71 101V102H70ZM86 101V102H85ZM100 101V102H99ZM146 101V102H145ZM148 101V102H147ZM150 101V102H149ZM157 101V100H156ZM227 101V103L225 104V103H223V102H226ZM251 101V102H250ZM258 101V102H257ZM260 101V102H259ZM0 107H2V106H5L4 105V102H3V104H2V101L0 100ZM47 102V103H46ZM66 102H67V104H66ZM76 102V103H75ZM89 102V103H88ZM98 102H99V104H102V106H99V104H98ZM114 102V103H113ZM127 102H128V104H132L133 103V105H131L130 104V106L129 105H127ZM141 102H145V103H141ZM152 102H153V104H152ZM238 102V103H237ZM62 103H64V105L62 104ZM73 103V104H72ZM81 103V104H80ZM110 105H109V104ZM113 103V104H112ZM146 103H151V104H149V107H150V105L151 106H153V107H148V104H146ZM158 105H157V104ZM230 103H232L231 101H230ZM229 103V105L231 106L232 104H230ZM237 103V104H236ZM47 104V105H46ZM50 104H52V105H50ZM55 104V105H54ZM62 104V105H61ZM70 104V105H69ZM104 104H106L105 106L107 107V109H106V107L104 106ZM114 104L116 105V106H114ZM123 104H125V105H123ZM136 104H138V105H136ZM143 104V105H142ZM146 104V105H145ZM159 104H160V106H159ZM251 104V105H250ZM260 104V105H259ZM20 105V104H19ZM50 105V106H49ZM73 105V106H72ZM79 105H81V106H79ZM118 105H119V107H118ZM145 105V107H143ZM157 105V106H156ZM228 105V106H229ZM262 105V106H261ZM15 106V105H14ZM45 106V110L43 109V107ZM47 106H49L48 108H49V110L51 111V110H56V108H58V109H61V110H56L57 111V113L58 114H56V112L55 113H50V111L48 110V108H47ZM53 106V107H52ZM61 106V107H60ZM65 106V107H64ZM70 106V108H68V107ZM95 106V107H94ZM128 107L127 109H124V107ZM169 106V107H168ZM246 106V108H244V107ZM248 106V107H247ZM259 106V107H258ZM73 107V108H72ZM74 107H76V108H74ZM77 107H78V109H77ZM80 107H82V108H80ZM99 107V108H98ZM100 107H102V109L104 108V111L106 110V113H104L103 115H105L106 116V119H107V123H108V125H109V129L110 130H108V131H106V133L104 132V130L101 128H99V127H97V128H95V130L93 129H89V127H88V125L86 126L85 124V122H83L84 121V117H85V112L86 111H93V112H95V113H98V112H102L103 110L100 108ZM112 107V108H111ZM122 107V108H121ZM133 107V108H132ZM137 109H139L138 111L137 110H135L136 108ZM142 107V108H141ZM148 107V108H147ZM166 107V108H165ZM257 107V108H256ZM51 108H53V109H51ZM80 108V109H79ZM96 108H98L97 110H96ZM114 108V109H113ZM132 108V109H131ZM165 108V109H164ZM169 108V109H168ZM243 108V109H242ZM47 109V110H46ZM69 109V110H68ZM73 109V110H72ZM74 109L75 110H77V111H74ZM109 109V110H108ZM111 109V110H110ZM113 109V110H112ZM130 109V110H129ZM141 109V110H140ZM142 109L144 110V111H142ZM151 110L150 111V113L151 114H149V111L148 110ZM157 109V108H156ZM239 109H241L242 111H244L245 109V111L242 113L241 112V110H239ZM37 110V111H38ZM45 111L44 112V114H46V111H47V114L48 115H50V118H49V116L48 117H46V115H43V111ZM63 110V111H62ZM72 110V111H71ZM85 112H84V111ZM97 112H96V111ZM102 110V111H101ZM120 110V111H119ZM124 110V111H123ZM128 110V111H127ZM132 110V111H131ZM152 110H154V111H152ZM158 110H160V109H158ZM236 110V109H235ZM237 110L235 111L236 113H237ZM69 111H70V113H72V114H70L69 113ZM109 111H112V113H110ZM114 111V112H113ZM118 112L119 111V113H116V115L114 114L115 112ZM139 112V115H138V113L137 112ZM148 111V114L146 113ZM49 112V113H48ZM76 112H78V113H76ZM88 112H86V113H88ZM121 112H124V113H121ZM127 112H128V114H127ZM130 112V113H129ZM141 112H144V114L142 113V115H141ZM38 113V114H37ZM39 113H40V115H42L43 117H45V118H48L49 119V121H48V119H47V122L45 123V121H42V120H44L43 118H40V117H42V116H39ZM62 113V114H61ZM65 113H68V114H66V115H64ZM74 113V114H73ZM103 113V112H102ZM136 113H137V115H136ZM34 114H36L35 116H33ZM56 114V115H55ZM59 114H61V115H59ZM123 114V115H122ZM124 114H126L125 116H126V118H125V116H124ZM132 114L134 115V116H132ZM54 117H53V116ZM64 115V116H63ZM73 115H75L74 117H72ZM110 115H112V116H114V117H112V116H110ZM122 115V116H121ZM147 117H145V116ZM147 115H149V117L147 116ZM239 115V114H238ZM238 115H235V117H234V115H233V118H237L236 116H238ZM39 116V117H38ZM72 117V119H71V117ZM78 116V117H77ZM104 116V117H105ZM108 116V117H107ZM128 116V117H127ZM138 116V117H137ZM142 116V117H141ZM145 118H144V117ZM36 117H38V118H40L39 120H38V118L37 119H35ZM60 117H61V119H60ZM80 117V118H79ZM52 118V119H51ZM55 118V119H54ZM58 119V121H56L57 119ZM66 118V119H65ZM69 118V119H68ZM110 118V119H109ZM122 118V119H121ZM141 118V119H140ZM60 119V120H59ZM64 119V120H63ZM76 119V120H75ZM116 119V120H115ZM256 119V120H255ZM254 119V121H251V122H248L247 123V127L248 128H251V130H254V132H255V135H256V138L257 139H259V140H264V116H262V117H257V118H255ZM53 120V121H52ZM119 120V121H118ZM141 122H140V121ZM40 121H42L41 123H39ZM70 121H72L71 123H70ZM109 121H110V123H109ZM113 121H115L114 123H116V121H118L116 124H114V123H112ZM44 122V123H43ZM137 122V123H136ZM49 123V124H48ZM51 123V124H50ZM54 123V124H53ZM57 123V124H56ZM59 123H60V125H59ZM66 123V124H65ZM76 123V124H75ZM83 123H85V124H83ZM112 123V124H111ZM41 124V125H40ZM63 124H64V126H63ZM34 125V126H33ZM36 125V126H35ZM51 125V126H50ZM68 125V126H67ZM111 125H113V126H111ZM117 125V126H116ZM134 125V126H133ZM48 126V127H47ZM84 126V127H83ZM87 128H86V127ZM37 127H38V129H37ZM40 127V128H39ZM45 127V128H44ZM48 129H47V128ZM65 127V128H64ZM111 127H112V129H111ZM132 127V128H131ZM50 128V129H49ZM62 128V129H61ZM72 129V130H71ZM81 129V130H80ZM88 129V130H87ZM158 129H160V128H158ZM158 129H156L155 130V132L153 133L154 135V137L151 135V137H153V141H152V138L150 139V136H143V134H141L140 132H137L136 134L137 135H135L136 136V138H135V140H136V145H138L139 143V145L138 146H143V143H144V146L146 145H152L153 144V146H156L157 147V149L159 150V149H162V146H165V144H167L166 142H167V140H164L163 139V137H161L164 141L162 142L161 140V138H160V135L162 134V133H160V132H162V131H160V130H158ZM41 131V132H39V131ZM48 130V131H47ZM125 130V131H126ZM158 130V131H157ZM13 131V130H12ZM9 131L8 133H7V135H8V137L10 138H15L16 136H17V134H15V133H17V131ZM29 131V132H28ZM90 131V132H89ZM93 131H95V132H93ZM117 132H118V130H117ZM157 132V133H156ZM159 132V133H158ZM13 133V134H12ZM29 133V134H28ZM81 133V134H80ZM82 133H83V135H82ZM94 133V134H93ZM104 133V134H103ZM114 135H113V134ZM10 134H12V135H10ZM15 134V135H14ZM79 134V135H78ZM85 134V135H84ZM90 134V135H89ZM101 134H103V135H101ZM159 134V135H158ZM95 135V136H94ZM104 135H105V137H104ZM110 135V136H109ZM156 135V136H155ZM163 135V134H162ZM161 135V136H162ZM71 136V135H70ZM31 139H30V138ZM34 137V138H33ZM79 137H81L80 138V142H78V139H79ZM90 137V138H89ZM112 137V138H111ZM157 137H159L160 138V140H158L159 138H157ZM70 138V139H69ZM74 138V139H73ZM93 138V139H94ZM105 138V139H104ZM148 138V139H147ZM157 138V139H156ZM147 139V140H146ZM25 140H26V142H25ZM29 140H31V141H29ZM71 140V141H70ZM108 140V141H107ZM155 140V141H154ZM158 140V141H157ZM262 140V141H263ZM0 141H3V140H0ZM35 141V142H34ZM142 142V143H141ZM157 142H158V144H157ZM165 142V143H164ZM1 143V142H0ZM27 143V144H26ZM76 143V144H75ZM79 143V144H78ZM120 143V144H119ZM123 143V144H122ZM156 143V144H155ZM161 145H160V144ZM163 143H164V145H163ZM26 144V145H25ZM78 144V145H77ZM102 144V145H103ZM155 144V145H154ZM135 145V144H134ZM3 146V144L2 145H0V147H2ZM15 146H17V147H15ZM37 146V147H36ZM167 146V145H166ZM168 146H170V145H168ZM103 147H104V145H103ZM158 147H161V148H158ZM222 148V146L221 145H219V144H214V145H209V146H207V147H201V148H199L198 150H195L194 152H192V153H190L189 155H187L185 158H184V160L183 161H181L182 163L179 165L180 167L182 166L183 167V171H187V170H191V169H193L195 166H197L199 163H200V161H202V160H204V159H207L208 157H210V155L212 156V155H214V154H218L219 153V151H220V149ZM9 149V148H8ZM7 148L5 149V148H3V151L5 150H8ZM21 149V150H20ZM103 149V148H102ZM101 149V154L103 155V157H105V158H110L108 161L109 162H111L110 164H108V166H111V165H117V166H119V167H123L124 168V166L125 165H133L134 163H136V162H129V160H126L125 158H121V157H119V156H113V155H108L107 154V151L106 150H102ZM1 151H2V148L0 149ZM17 150H16V152H17ZM140 151H141V149H140ZM15 152V151H14ZM145 153V152H144ZM143 153V149H142V155L144 154ZM160 153V152H159ZM158 153V154H159ZM45 154V153H44ZM48 155H49V152L47 153ZM47 154H45V155H47ZM161 155H162V151H161V153H160ZM159 154V155H160ZM44 155V156H45ZM51 155L53 156V158H51ZM98 155V154H97ZM43 156V157H44ZM92 156V157H91ZM93 156H96V154H92V155H90L89 157H90V159H92V158H94ZM79 157H81V155H79ZM89 157H81V158H83L84 159V161H83V159H82V164L83 163H85V161L89 158ZM116 157H118L117 159H116ZM28 159H25V161H27V162H30V163H32V162H35L34 161V159L32 160L31 159V157L29 158V157H27ZM49 158L50 159H52V160H54L55 158H54V153H50V155H49ZM87 158V159H86ZM111 158H112V160H111ZM42 159H46L45 157L44 158H42ZM41 159V160H42ZM86 159V160H85ZM89 160V159H88ZM87 160V161H88ZM36 161H38V160H36ZM89 161H91V160H89ZM105 161H107V160H105ZM114 162V163H113ZM116 162V163H115ZM163 162V164H165L166 162H164V161H162ZM7 163V162H6ZM6 163H4V162H2L1 160H0V170L1 171H4V169H5V171H8L9 173H11V174H15L19 179H21V180H23L27 185H29L30 184V186H34V187H36L37 185H39L40 183H39V179L38 178H36L35 179V177H33L32 175H30V174H26V173H24L23 171H20L19 169H16V168H14L13 169V166L14 167H16L14 164H12V163H7L8 164V166H7V164ZM138 163H136V165H134V167L135 166H139V165H137ZM6 165V166H5ZM9 165H10V167H9ZM12 165V166H11ZM4 167V168H3ZM7 167V168H6ZM9 169V170H8ZM140 169H143V167H141ZM16 171H18V172H16ZM144 171H146V169H144ZM21 172V173H20ZM1 173V172H0ZM149 173H151V172H147L145 175H148ZM3 174V172L0 174V176ZM116 174V176H117V173H114V175ZM25 175V176H24ZM100 175H101V173H100ZM100 175H99V173H97L94 177H99V178H101V179H107L109 176H101L100 177ZM31 177H33V178H31ZM119 177V176H118ZM110 178V177H109ZM108 178V179H109ZM111 181L109 182V183H111V184H109V183H107V185L106 184H104V186H101L102 188H100V189H97V190H93L94 192H92V191H89L88 193H86V194H84V195H82L80 198L81 199H83V201H93L95 198H94V195L95 194H107L108 193V191H110V190H112V188L113 187H116V186H118V184H124V183H126L125 181H119V182H121V183H119V182H117L116 181V179L114 180V179H110ZM114 181V182H113ZM246 181L245 180H242L240 183H243V187H245L246 186V183H245ZM109 184V185H108ZM107 186V187H106ZM129 187V186H128ZM130 189H131V187H130ZM3 190V191H2ZM0 198L2 197V195H4L3 193H4V189L2 188V187H0ZM95 193V194H94ZM19 193H17V195H18ZM2 206V207H1ZM104 209H106V207H104ZM178 209V210H177ZM42 210V208H38V210H36V209H33L32 211H29V212H27V211H16V210H9V209H7V208H4L3 207V205L0 203V215H5L6 217H8V219H9V222L12 224V227H13V229H16L17 231L16 232H24V233H26L28 236H30V237H34V238H38L37 240L39 241V242H43V243H58V244H60L62 247H64L65 246V248L67 247V249L70 251V252H72V251H75V250H77L78 248H91V249H93L94 250V252L96 253V255H97V264H112L113 263V260H114V257H113V253L107 248V246L106 245H104L103 247L102 246H100V245H98L97 243H94V242H90V241H87V239H88V234H87V227H85V226H81V228H82V233H83V235H76L75 237H72V238H67V239H60L59 238V235H58V233L57 232H55V231H47L46 230V227L45 228H43L45 225H44V222H43V220L38 216V213L40 212ZM182 208H180V207H174L173 208V210L172 211H175L176 213H181L182 212ZM37 212V213H36ZM107 215H105V216H102V221H101V223H102V225H106V226H111V223L114 221V219H116V218H113V216L110 214L111 212L110 211H104ZM30 213V214H29ZM37 214V215H36ZM38 216V217H37ZM181 217H182V220L184 221V222H191V223H200L201 221L199 220V219H197V218H195V217H193L192 215H190V214H188V213H181V215H180ZM42 223V224H41ZM207 226H208V228H210V231H211V233H212V245H213V247H214V249L216 250V251H222V247H221V243H222V240H223V238L227 235V232L226 231H224L223 229H222V227H221V225L220 224H217V223H215V225H213V224H206ZM212 225V226H211ZM84 227L86 228V230L84 229ZM80 228V227H79ZM96 232V231H95ZM93 234V235H92ZM91 235H92V238L93 239H98V238H100L101 236H102V234H95L94 233V231L91 233ZM150 235H147V236H143V237H141L140 238V240H139V245H137V246H142V247H147V248H152V247H154L156 244V242L154 241V239H152V237L150 236ZM95 237V238H94ZM93 239H91L92 241H95V240H93ZM106 240H109V237H106ZM172 242H171V251H170V254H171V257H173V259L175 260V262H177V264H191L189 261H188V253L186 252V251H184V249L183 248H181V247H179V246H177L176 244H175V242L173 241V240H171ZM64 245V246H63ZM226 255H228V254H226ZM250 256H251V258H250ZM240 260L244 263V264H264V253L262 254V255H260V256H254V255H249V256H246V257H242V259L240 258Z\"/></svg>", "mask_w": 264, "mask_h": 264}, {"label": "water", "instance_id": "water-1", "mask_svg": "<svg viewBox=\"0 0 264 264\" xmlns=\"http://www.w3.org/2000/svg\"><path fill=\"white\" fill-rule=\"evenodd\" d=\"M137 256L144 257V255H143V254H137ZM132 258H133V257H132Z\"/></svg>", "mask_w": 264, "mask_h": 264}]
</instances>
